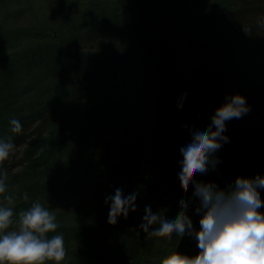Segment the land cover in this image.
I'll return each mask as SVG.
<instances>
[{
	"label": "trees",
	"instance_id": "1",
	"mask_svg": "<svg viewBox=\"0 0 264 264\" xmlns=\"http://www.w3.org/2000/svg\"><path fill=\"white\" fill-rule=\"evenodd\" d=\"M183 1L135 0L114 14L86 18L88 29L76 36L80 48L41 41L0 55V139L12 137L14 149L25 147L0 165L7 184L17 181L19 169L16 174L36 177L30 198L49 190L83 202L80 187L90 181L97 203L117 187L125 193L136 186L140 163L150 158L156 174L143 196L153 213L165 218L182 190L179 149L191 142L189 128L203 131L225 97L236 93L250 111L226 122L229 142L222 151L235 179L264 176V0H236L226 13L201 16V25L214 35L194 44L202 60L189 69L187 80L174 61V35L147 46L158 22L173 18ZM11 119L20 121L21 133L10 131ZM65 131L70 135L63 136ZM77 163L85 165L71 177ZM260 195L264 201V189ZM163 197L168 212L159 209ZM144 214L130 211L115 225L67 227L62 234L68 262L154 264L149 253L160 247L165 257L179 235L146 239L139 228Z\"/></svg>",
	"mask_w": 264,
	"mask_h": 264
},
{
	"label": "clouds",
	"instance_id": "2",
	"mask_svg": "<svg viewBox=\"0 0 264 264\" xmlns=\"http://www.w3.org/2000/svg\"><path fill=\"white\" fill-rule=\"evenodd\" d=\"M264 27V19L260 21ZM187 93L183 94L186 98ZM178 107H182L178 105ZM250 111L246 98L239 94L226 96L224 103L217 107L211 122L201 131L189 128L191 142L179 151L181 171L178 179L181 189L187 193L192 185V198L179 201L177 215L167 220L150 206L144 208L143 222L139 228L147 238L166 237L172 234L180 237L188 234L197 241L199 252L189 256L176 250L170 251L160 264H264V207L260 189H264V176L236 177L234 182L221 187L214 181L197 180V174L215 171L221 163L216 153L224 143L229 142L226 122L241 119ZM10 131L22 132L18 119H11ZM188 128L187 125H185ZM15 148L12 137L0 139V165L6 161ZM8 173L0 169V264H61L66 257L63 234L56 233L59 224L56 215L42 206L39 201L18 213L13 219L12 195H6ZM138 193L125 195L122 187L115 189L114 195L105 196L109 205L108 223L115 225L118 217H128L137 210ZM28 194L23 200L28 201ZM191 199L196 201L195 212L200 216L199 229L195 228L188 215Z\"/></svg>",
	"mask_w": 264,
	"mask_h": 264
},
{
	"label": "rangeland",
	"instance_id": "3",
	"mask_svg": "<svg viewBox=\"0 0 264 264\" xmlns=\"http://www.w3.org/2000/svg\"><path fill=\"white\" fill-rule=\"evenodd\" d=\"M134 1L135 0H4L0 3V55L13 54L22 48L30 46L33 43H40L41 41H59L70 47L76 45L79 48L83 47V44L79 42V39H76V36L88 29V27H86V18L88 21H92L98 16L104 17L112 12L114 14L121 7ZM233 2H236V0H184L182 3L176 4L178 5V10L174 17L170 19L163 18L158 22L154 29V35H151L152 37L147 46L160 42L167 33L174 35L176 41L173 42V47L177 51V54L176 52L174 53V61L179 67L181 76L187 80L186 76L189 69L198 66L202 60L199 53L194 49V44L197 41L210 38L214 35L213 31L201 25V16L212 13H226L233 9ZM83 19L84 21L82 24L80 20ZM126 95V92L123 93V96ZM158 111L159 109L157 111L155 110L154 115L157 114ZM49 133L50 131L44 135V137L50 135ZM68 134L70 135V132L65 131L63 136ZM54 143H57V141ZM24 149L25 147L14 149L8 159L13 155L21 154ZM97 149L98 148H95L94 150ZM229 161L231 162V160ZM84 165L85 164L78 163L73 165L72 170H70V176L72 177L75 172L80 170ZM140 165L141 171L138 174L136 186H133L124 194L128 195L132 192H137V211L144 213V208L148 203H146L143 194L156 174L154 172L156 164L153 163L150 158H146ZM18 171L20 170L17 169L14 172V179L17 181L7 184L6 192V195H12L16 200V203L12 206L14 220L17 219L18 213L21 210H26L32 203L39 201L43 207L56 215V222L59 224V227L56 233H52L53 235L62 234L67 227L72 225L80 224L79 226L89 229L108 223V204H105V198L96 203L98 193L94 194L95 191L93 190L95 189H88V186L85 185L80 187V197L84 198L83 202L75 197L64 199L58 195L52 194L49 190L41 195L39 194L37 198L32 199L30 196L37 190L34 187L36 177L29 179L22 172L16 174ZM210 173L213 174L214 172L212 171L204 174L202 177L199 175L196 179L208 181V175ZM192 190V185H190L187 193L183 190L178 191L177 204L175 207L172 206V210L170 211L173 213L165 218L169 219L177 215L180 210L179 201L182 198H192ZM25 192L28 194V201L23 200V194ZM162 199L164 201L160 203L159 209H165V211L168 212L170 207H167L165 198L163 197ZM28 202L31 204H28ZM194 202L195 200L191 199L188 215L195 226L199 223V216L195 212ZM4 203L3 196H0V204ZM81 210L85 212H80ZM158 248L159 250H153L154 252L149 253L150 257L154 256V261H161L166 252L162 250V248ZM85 263L89 264L88 261H85ZM46 264H54V262H46ZM61 264L82 263L79 261L68 262L66 253L65 260L62 261Z\"/></svg>",
	"mask_w": 264,
	"mask_h": 264
},
{
	"label": "water",
	"instance_id": "4",
	"mask_svg": "<svg viewBox=\"0 0 264 264\" xmlns=\"http://www.w3.org/2000/svg\"><path fill=\"white\" fill-rule=\"evenodd\" d=\"M112 79L114 82H116L117 80V70H112ZM223 148H221L216 155L219 157L221 163H219L217 165V170H218V174L216 176V179H213L214 173L210 174L208 176V181H216L217 183H219V185L221 187H224L226 184L233 182L234 181V173L231 170V166L228 162V160L226 159V157L223 155ZM97 152H99V149H97ZM200 219V216H199ZM195 228L199 229L200 225H196L194 226ZM196 245L197 246V241L189 236L188 234H185L184 236L180 237L175 250L179 253L182 254H187L189 256H193L197 253L192 251L193 246Z\"/></svg>",
	"mask_w": 264,
	"mask_h": 264
},
{
	"label": "bare ground",
	"instance_id": "5",
	"mask_svg": "<svg viewBox=\"0 0 264 264\" xmlns=\"http://www.w3.org/2000/svg\"><path fill=\"white\" fill-rule=\"evenodd\" d=\"M235 179V178H234ZM234 182V181H233ZM219 184V183H218ZM85 186H88V188H96V187H94V184L92 183V182H88ZM109 194V193H108ZM110 194H112V192L110 193ZM106 196V195H105ZM105 196L103 197V198H105ZM195 203H196V201L194 202V205H195ZM197 225H199V223L197 224ZM179 238H180V236H179ZM179 238H178V240H179ZM150 249H152L151 247L150 248H148V250H150ZM172 251H174V250H172ZM192 251L193 252H195V253H197V252H199V249H198V247L196 246V245H194L193 246V248H192ZM196 255V254H195ZM162 260V259H161ZM160 262L161 261H155V263L154 264H160Z\"/></svg>",
	"mask_w": 264,
	"mask_h": 264
}]
</instances>
